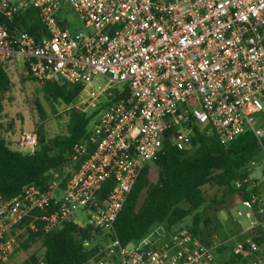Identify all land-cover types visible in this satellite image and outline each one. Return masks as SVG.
<instances>
[{
    "label": "built area",
    "instance_id": "built-area-1",
    "mask_svg": "<svg viewBox=\"0 0 264 264\" xmlns=\"http://www.w3.org/2000/svg\"><path fill=\"white\" fill-rule=\"evenodd\" d=\"M26 10L44 28L39 37L9 27ZM69 10L87 31L69 30ZM18 57L40 83L88 88V107L114 84L126 86L128 97L111 102L107 94L91 128L95 150L67 179L53 173L46 189L29 184L0 196V263L28 230L46 234L71 221L109 232L169 132L178 150L190 147L194 126L222 145L246 132L264 137V0H0V63ZM97 76L107 80L99 91L91 86ZM21 145L34 149L37 135L25 133ZM240 204L236 233L222 242L240 263L219 262V242L159 226L137 245L112 241L87 264H264L255 241L260 229L264 235V195ZM79 211L84 224L74 221Z\"/></svg>",
    "mask_w": 264,
    "mask_h": 264
},
{
    "label": "trees",
    "instance_id": "trees-1",
    "mask_svg": "<svg viewBox=\"0 0 264 264\" xmlns=\"http://www.w3.org/2000/svg\"><path fill=\"white\" fill-rule=\"evenodd\" d=\"M9 27L24 29L35 37L44 33L33 10L14 15ZM10 61L0 63V92L10 84ZM24 66L29 77L41 85L40 91L53 112L56 106L70 107L84 89L82 84H67L59 80L40 83L31 77L26 63ZM112 95L111 102L125 100L128 90L125 86L121 92L115 90ZM36 106L39 114V123L35 127L37 146L29 153L12 150L7 140L9 135L0 134L2 197L15 196L29 184L46 189L54 177L53 173L57 178L67 179L95 150L96 145L89 129L95 112L88 115L70 107L66 132L47 137L43 126L47 112L39 102H36ZM192 129L191 145L185 150H178L172 144L171 132L165 135L158 154L140 172L109 232L91 226H79L71 221L63 222L46 234L28 230L21 236L23 242L20 248L26 251L31 245L41 242L42 252L31 253L24 264H87L104 254L114 240L118 241L120 247L137 245L154 227H172L190 215L191 224L184 228L194 238L203 244L219 242L216 252L219 262L240 263V257L234 258L230 247L222 244L230 235L219 240L204 236L203 231L210 223L206 216L210 207L206 205L203 187L216 186L222 188L227 196L239 193L241 198L257 193L255 181L249 177L245 166L264 151V137L258 139L246 132L222 145L203 129L197 126ZM17 138L19 140L20 137ZM150 165L157 171L155 182H151L148 177ZM236 182L240 183L239 188L235 187ZM111 189V181L104 183L97 198L102 202ZM259 233L255 241L260 245L264 242V235L261 229Z\"/></svg>",
    "mask_w": 264,
    "mask_h": 264
},
{
    "label": "rangeland",
    "instance_id": "rangeland-1",
    "mask_svg": "<svg viewBox=\"0 0 264 264\" xmlns=\"http://www.w3.org/2000/svg\"><path fill=\"white\" fill-rule=\"evenodd\" d=\"M70 25V31H87L84 23L74 14L72 10L68 11ZM8 77L10 84L6 90L0 92V134H8L9 136H19V140H15L12 147L15 149H24L20 147L22 136L28 132L35 133V127L39 123V114L36 106V102H39L47 112V119L44 121V129L47 137H52L57 134H64L66 132V124L68 121V111L70 107H74L86 114H93L91 122L89 123V129L92 128L94 123L97 121L102 109L109 102L107 94L114 93L115 90L120 91L123 87L118 84L110 86L108 91L104 92L96 101L97 107H88L85 103L88 98V88L82 91L70 107L56 106L55 112L46 102L43 93L40 91V84L33 81L25 68L24 65L18 67H12L8 71ZM107 80L104 77L97 76L93 79L91 86L95 90H101L106 85ZM110 98V97H109ZM111 100V99H110ZM36 134V133H35ZM9 140L10 145L12 144ZM30 148H26L25 153H29ZM245 169L249 173V177L257 182L258 189L261 193H264V151H261L253 160H251ZM149 180L155 182L157 178V171L153 165H150ZM203 191L206 198V205L210 207L206 216L210 220L208 226L204 229L205 238L213 237L218 240L223 236L234 234L237 230L234 226L233 217L235 211L241 208V198L238 195L227 196L226 192L222 188L216 186L206 185L203 187ZM142 201V197L140 202ZM86 214L82 211L76 213L74 221L84 224L86 223ZM192 215L185 218L181 222L175 224L172 227H166L165 225H159L165 231L171 233L177 231L180 228H184L191 224ZM156 226L153 228H159ZM264 230V222L262 223ZM161 229H159L160 231ZM18 248L11 255L16 263L12 264H24L25 258L31 253L42 252L41 242H37L30 246L28 250L20 248V244L23 242V238H18ZM259 250L264 256V242L259 245Z\"/></svg>",
    "mask_w": 264,
    "mask_h": 264
},
{
    "label": "crops",
    "instance_id": "crops-1",
    "mask_svg": "<svg viewBox=\"0 0 264 264\" xmlns=\"http://www.w3.org/2000/svg\"><path fill=\"white\" fill-rule=\"evenodd\" d=\"M9 65H10V69L12 68V67H18L19 65H24V63H23V60H22V58L21 57H18V58H15L14 60H11L10 62H9ZM6 136H8V134H6ZM10 139H12V136H9V137H7V140L9 141ZM15 140H18V138H16V136H13V139L11 140V142H12V144L10 145V148L12 149V150H17V151H21V149H15L14 147H12V145L14 144V141ZM20 147H22L23 149H24V152L23 151H21V152H23V153H25V150H26V148L27 147H23L22 145H21V143H20V145H19ZM32 150V149H31ZM255 181V180H254ZM255 186H256V191H257V194H259V195H264V193H261L260 192V190L258 189V185H257V182L255 181V184H254ZM236 195H238L240 198H241V195L239 194V193H235ZM234 194V195H235ZM240 201V200H239ZM26 259V258H25ZM12 263H16V261L13 259V258H11V256L10 257H8L7 259H6V261H4V262H1L0 264H12Z\"/></svg>",
    "mask_w": 264,
    "mask_h": 264
}]
</instances>
